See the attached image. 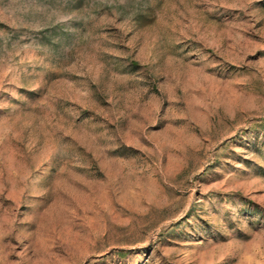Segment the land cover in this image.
Masks as SVG:
<instances>
[{
    "label": "rangeland",
    "instance_id": "rangeland-1",
    "mask_svg": "<svg viewBox=\"0 0 264 264\" xmlns=\"http://www.w3.org/2000/svg\"><path fill=\"white\" fill-rule=\"evenodd\" d=\"M0 264H264V0H0Z\"/></svg>",
    "mask_w": 264,
    "mask_h": 264
}]
</instances>
